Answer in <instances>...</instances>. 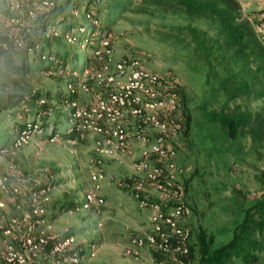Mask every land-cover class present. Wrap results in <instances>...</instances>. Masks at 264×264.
<instances>
[{
	"label": "rangeland",
	"instance_id": "1",
	"mask_svg": "<svg viewBox=\"0 0 264 264\" xmlns=\"http://www.w3.org/2000/svg\"><path fill=\"white\" fill-rule=\"evenodd\" d=\"M44 1L48 0H0V16H3L0 32L9 31L19 23L35 29L37 22L28 19L26 12ZM178 1L144 0L140 4L143 13L131 15L111 26L107 36L109 46L103 48V51L111 52L113 60L136 59L143 68L158 74L164 81L160 88L167 102L157 118L158 127L148 128L151 133L149 145L132 139V147L126 152L109 155L96 146L97 136L93 134L79 139L65 138L62 134L76 123L69 107L58 110L59 118L52 119L57 123L50 128L45 126L44 132L38 124L40 133L32 136L28 144L16 147L15 140H11L9 150L0 149V178L8 176V183H16L21 194L16 202H11L9 195L0 191V201L7 206L0 212V218L7 224L5 227H12L9 237L3 236L0 229V244L7 240L17 250L25 249L23 234L34 230L28 223L19 228L12 220L31 211V192L40 188L49 189L51 203L41 217L44 219L38 224L39 229L58 239L73 237L82 247V260L78 264H161L164 261L166 264H180L172 254L173 250L162 253L148 241L150 235L156 234L157 225L150 220L152 208L141 206L142 199L151 204L160 202L166 213L183 204L182 226L191 229L193 235L197 230L205 229L214 236L215 246L233 237V227L243 218L240 204L247 206L263 194L264 141L255 142L248 133L249 129L256 127L255 121L247 129L248 135L242 136L241 143H236L237 140L225 137L217 125L210 123L205 114L225 109L226 112H250L254 117H264V47L257 35L258 26L264 25V0H235L240 5L238 20L247 19L251 29L244 52L226 46L225 34L217 20L186 13ZM82 8L75 10V16L67 22L90 28L88 22L93 18L85 21L88 12L86 14ZM99 8H105L103 0H94L89 9L97 14ZM99 16L103 18V11ZM189 29L204 33L214 45L210 62L190 45ZM36 35L40 36L39 33ZM94 41L87 46V42L77 46L73 42H55L49 49L62 55L70 52L67 58L70 61L75 53L90 52ZM83 59L84 55L80 68ZM78 75L80 87L77 92L81 101L77 103L89 107L100 97L96 89L99 81L82 72ZM222 79L224 82L230 79L228 86L224 87ZM89 80L93 83L92 92L83 89ZM58 82L57 77L38 74L33 85L36 90H50ZM165 82L177 83L182 90L180 97L167 91ZM241 83L247 84L248 95H235ZM9 114L11 117L0 118V143L15 133V124L23 116L20 112L21 117L17 116L18 121H14L13 114ZM68 114L69 120L66 119ZM26 118L32 120L33 115L28 112ZM162 122L166 123L163 124L164 130ZM132 124L129 130L134 132V126L139 127V124L136 121ZM54 128H58L59 136L51 141L54 136L50 137V133ZM161 134L175 151L172 161L176 167L169 172L170 175L164 176L165 173L161 177L164 198H159L160 192L140 166L143 153L156 144ZM148 160L150 167L163 163L154 153ZM98 172L103 174V179L96 189L92 176ZM138 180L144 182L146 189L139 199L134 193V184ZM166 183L180 188L183 194L177 188L171 191ZM93 191L103 198V203L82 208L86 196ZM159 226L163 231L169 228L164 222ZM168 233L171 234L169 229ZM253 237L264 241V235L257 231ZM140 238H145L144 244L135 245L134 240ZM129 250L134 252L128 254ZM49 251V247L45 248L46 258L44 255L29 264H53L54 254L50 256ZM160 253L166 257L164 260L159 258ZM258 254L259 260L248 264H264V252ZM234 264L246 263L236 259Z\"/></svg>",
	"mask_w": 264,
	"mask_h": 264
},
{
	"label": "trees",
	"instance_id": "2",
	"mask_svg": "<svg viewBox=\"0 0 264 264\" xmlns=\"http://www.w3.org/2000/svg\"><path fill=\"white\" fill-rule=\"evenodd\" d=\"M93 1L54 0V5L50 9H39L37 6L32 10L35 17L31 19L27 16L31 21L37 22L35 29L19 23L9 31L0 32V118L11 117L9 113L13 114L14 121H18L17 116L20 118V115L23 114L22 117H24H21V121L17 125L15 124V133L11 134V136H6L5 140L0 143L1 151L9 150L11 148V140H15L30 125L40 124L42 132H44L45 126L50 128V125L57 123L53 122L54 120L52 121V119L59 118L57 116L58 110L68 108L69 103L72 101L80 102L77 92L80 87L78 72L92 76L96 71L101 70L107 62V56L103 52L102 41L107 39L111 26L117 21L127 19L131 15H138L144 12L140 5L144 0H103L105 8L103 10L99 8L97 14H94L89 9ZM178 3L186 13L217 20L222 33L225 34L226 46L238 52L246 50L247 37L251 33V29L247 19L238 20L240 19V5L237 1L179 0ZM80 8L86 14L88 12L84 17L85 21L88 18H93L90 22L87 21L90 28L83 24L78 25L72 21L67 22L71 16H75V10ZM102 11L103 18L101 19L99 15ZM28 12H26L27 15ZM2 17L1 15L0 20L3 19ZM98 26L100 31H98ZM36 33H39L40 36L36 35ZM189 34L191 36L190 45H192L198 55L204 54L205 60L210 62L209 59L214 56V45L210 43V39L196 29H189ZM68 36L73 38V40L68 41ZM17 39L22 41L24 47H20L17 44ZM94 39L95 41L91 43L90 52L75 53V55H71L70 61L67 60L70 52L62 55L61 53H53L49 49L55 42L58 44L73 42L76 46L87 42V46ZM96 52H100L102 58L97 57L95 55ZM82 55H84V59L80 68L79 64ZM32 58L33 64H31ZM38 74L57 77L59 82L54 89L36 90L33 81ZM158 77L160 84L164 83L159 75ZM91 82V80L86 82V86L92 92L94 88ZM229 82L230 79H226L225 82L223 79L221 81L224 87L228 86ZM165 84L167 91L175 92L180 97L182 90L177 83L165 82ZM68 87L73 88L74 92ZM105 87V85H97L98 96L102 97L106 94L107 88ZM235 93V95L241 93L248 95L247 84L241 83ZM28 112L33 115L32 120L26 118ZM205 118L210 123L217 125L225 137L237 140L236 143L239 141L241 143L242 136L248 135L246 131L252 122L255 121L256 127L249 129L248 133L255 142L264 141V117L261 115L254 117L250 112L234 113L226 112L225 109H222L218 112L213 110L207 112ZM66 119L69 120V114ZM57 129L51 130L50 135H52L50 137L59 136ZM62 136L70 139H79L81 137L75 127L69 131L67 130V133L62 134ZM164 165L165 161L163 160L161 166ZM164 174V176L170 175L165 167ZM166 187H169L171 191L176 190V188L180 191V188H175L174 185L167 183ZM50 203L46 205V208ZM240 206V215L243 218L236 222L232 229L233 237L228 242L215 246L214 236L209 235L205 229L197 230L196 234L193 235L192 230L188 228L190 231L189 253L183 258L184 264H234L236 259L248 264L259 260L258 253L264 252V241L254 238L253 235L256 231L261 236L264 235V188L263 194L259 198L252 200L247 206H242V204ZM6 225L4 222V226ZM22 226L24 225L22 224L20 228ZM29 233L27 231L25 235L23 234L22 239ZM159 255V258L163 260L166 258L162 253ZM0 264H6L4 257L1 255ZM53 264H55L54 261Z\"/></svg>",
	"mask_w": 264,
	"mask_h": 264
},
{
	"label": "built area",
	"instance_id": "3",
	"mask_svg": "<svg viewBox=\"0 0 264 264\" xmlns=\"http://www.w3.org/2000/svg\"><path fill=\"white\" fill-rule=\"evenodd\" d=\"M54 5L53 1H44L38 4L39 9H50ZM1 17V16H0ZM29 18H34L35 14L32 10L28 12ZM97 24V22H96ZM257 35L260 38L264 47V25H259ZM72 41L73 38L67 37ZM20 47L24 44L20 40H16ZM109 42L107 39L102 41V47L107 48ZM107 56V62L96 71L92 76L93 79L99 81L100 86H106L107 92L104 96L99 97L95 104L87 107L78 105L77 101L69 103L68 107L71 110V118L76 123L75 129L81 136L93 134L95 144L101 151L112 155L120 151L122 154L127 149L132 147V139L137 140L138 143L148 146L151 140V133L148 128H156L159 123L157 118L162 111L166 102L161 93L160 79L157 74L148 69L143 68L140 63L131 57L113 60L111 52L103 51ZM96 52L95 55L102 58V54ZM88 75V74H86ZM103 84V85H102ZM74 92L73 88H69ZM86 92H89L88 86H83ZM133 121L139 124V127L134 126L135 131L131 132L129 126L133 125ZM166 122V121H165ZM166 123L162 122V129L164 130ZM138 129V130H137ZM39 134L38 125H30V127L22 131L14 141V146L20 147L26 145L31 140L32 136ZM133 135V138L130 136ZM56 136V135H55ZM55 136L51 141L55 140ZM108 148V149H106ZM154 153L157 158L165 161L164 166L158 165L157 167H150L148 157ZM175 156L173 147L165 140L161 134L158 136L156 144L146 149L143 153V160L140 162L141 171L146 172L147 178L152 181L154 188L160 192L159 198L162 196L164 187L161 184V177L164 175V167L167 171L171 172L175 169V164L172 158ZM96 189L99 188L100 181L103 179V174L98 172L92 176ZM8 176L0 178V191L9 195L11 202H16L18 196L21 194V188L16 184L8 183ZM34 182V181H33ZM35 183V182H34ZM135 197L141 198L144 193L145 185L142 180L136 181L134 184ZM48 188H40L31 192L29 198L31 211L26 213L22 218H14L12 223L18 225L19 228L23 223H28L30 232L23 240L25 249L23 251L17 250L11 242L4 240L0 244V255L4 257L6 264H29V262L36 261L38 258H46L44 252L45 248H50V256L54 254L55 264H78L82 260V247L76 244L73 237L68 236L64 238H56L52 234L43 229H39L40 222L44 219L45 212L47 211L46 205L50 202L48 195ZM97 191H93L86 196L82 204V208H90L94 204L103 203V198L97 196ZM162 193V194H161ZM149 202V201H148ZM146 199H142L140 204L142 207H151V221L156 223V234L150 235L148 241L157 247L162 253L173 250L172 253L175 259L180 264H184V256L189 253V240L190 231L181 224V219L184 213V205L178 204L169 212H164L160 202L150 204ZM14 204V203H13ZM6 204L0 201V212L6 209ZM3 210V211H2ZM43 214V215H42ZM166 214V216H165ZM165 216V218H164ZM164 222L168 229L163 231L159 226ZM37 228V229H36ZM0 229H2L3 236L12 235V227H5L0 218ZM165 229V227H164ZM167 232V233H166ZM172 235V239H171ZM145 238L134 240V244H144ZM134 250H129L128 254H132ZM92 255H95L92 252ZM161 262V264H166Z\"/></svg>",
	"mask_w": 264,
	"mask_h": 264
}]
</instances>
